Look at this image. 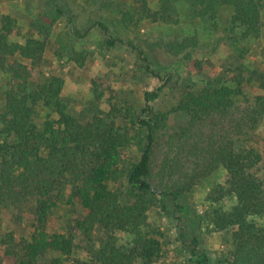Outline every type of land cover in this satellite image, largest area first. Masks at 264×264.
Masks as SVG:
<instances>
[{
	"label": "trees",
	"instance_id": "1",
	"mask_svg": "<svg viewBox=\"0 0 264 264\" xmlns=\"http://www.w3.org/2000/svg\"><path fill=\"white\" fill-rule=\"evenodd\" d=\"M154 3L155 9L151 7ZM178 3L186 6L189 21L215 22L221 8L230 9V25L223 39L238 61L248 57L251 42L262 36L264 0H131L128 8H114L106 0H88L87 5L114 9L120 17L118 25L127 30L143 21L178 26ZM64 19L67 38L88 37L90 29L79 28L61 0H46L42 13L30 22L33 36L23 43L11 42L19 35L16 20L3 15L0 21V59L18 56L32 63L14 61L3 70L16 85L5 92L4 105L0 106V204L9 207L36 202L30 234L19 241L21 255L15 264H156L164 254L163 234L147 223L148 212L156 207L176 221L181 241L189 225L200 230L205 223L215 232L232 231L231 246L222 264H264V179L260 178L264 168H259L264 158L256 148L239 140L244 131L250 133L264 119V78L253 106L235 104L234 98L245 96V92L240 80L234 78V88L220 81L208 82L196 91L188 88L169 113L153 107L161 97V87L144 92L139 111L130 105L121 106L111 97L104 116L96 115L82 123L69 114L62 100V77L50 76L40 87H30L33 65L44 55L54 27ZM97 25L104 32V48L128 49L136 57L141 75L161 80V72L179 63H190L198 73L205 66L212 67L210 62L195 58L201 51L197 36L167 43L123 40L111 34L104 23ZM69 46V42L60 45L55 56L62 57ZM71 61L83 68L86 54L75 52ZM102 99L103 94H97L96 100ZM39 106L52 110L56 119L37 126ZM171 113L189 118L188 128L175 139L182 143L180 153H185L182 156L178 147L170 146L173 155L164 156L154 172L156 143ZM219 123L232 124L233 129L223 127L217 134ZM131 149L137 156L133 162L127 156ZM219 169L225 172V182L213 190L209 198L212 206L200 215L185 204V199ZM121 180L135 192L127 206L120 205L108 187L110 182ZM67 188L86 211L85 219L77 221L75 227L89 245L90 262L73 260L72 234L45 230L63 203ZM225 200L233 202L230 208L217 206ZM99 232L104 238L97 236ZM119 235L130 237V242L119 244ZM14 244L11 236L2 247ZM197 246L198 239L193 236L188 263L212 264V258L199 252Z\"/></svg>",
	"mask_w": 264,
	"mask_h": 264
},
{
	"label": "rangeland",
	"instance_id": "2",
	"mask_svg": "<svg viewBox=\"0 0 264 264\" xmlns=\"http://www.w3.org/2000/svg\"><path fill=\"white\" fill-rule=\"evenodd\" d=\"M114 8L130 7L131 0H106ZM46 0H16L9 2L0 0V21L3 15L16 20L19 35L11 39V42L23 43L33 36L29 28L30 22L37 18L45 7ZM88 0H61V5L67 13L74 18L79 28L90 29L88 37L84 40L67 38V20L60 21L53 29L47 43L44 55L33 65L35 75L30 85L38 88L45 84L50 76H60L65 80V88L62 100L68 106L69 114L77 117L82 123L90 121L94 116H104L109 105L107 99L113 97L121 106L130 105L137 111L143 107V94L162 88L160 99L153 104L157 111L169 113L175 107L188 88L196 91L204 87L208 82L220 81L229 87H236L234 78H238L245 96L234 98L236 105L243 107L253 106L258 96V85L264 78V37L251 42V52L244 61H238L232 54L229 46L224 41L226 29L230 25L232 11L221 8L215 22L189 21L186 17V6L177 4L180 15L178 26L152 24L143 21L139 25L125 30L118 25L119 16L114 11L103 10L99 7L87 5ZM156 8L155 3L151 5ZM264 14V9H263ZM98 22L104 23L111 34L123 40H161L165 43L173 39H181L187 36H197L201 51L195 58L204 62H210L211 68L205 66L198 73L190 63H179L161 72V80L151 75H141L137 70L136 57L126 48L106 50L103 46L104 32ZM264 32V29L263 31ZM61 41V42H60ZM70 46L64 51L62 57L55 56L60 45L66 43ZM75 52L86 54L83 68H78L72 58ZM14 61L32 65L30 61L22 60L18 56L14 58L0 59V106L4 105V94L16 83L6 74L4 67ZM103 94L102 101H97V94ZM56 119L55 113L43 106L36 108L35 123L40 126L47 120ZM120 126L124 125L118 120ZM189 126V118L182 113H171L166 127L160 132L156 143L153 169L157 172L159 165L169 153L170 146L182 145L175 140ZM216 133H221L224 127L228 129L229 123H219ZM232 129L233 126L231 124ZM248 130H246L247 132ZM214 133V131H212ZM239 137L243 145L256 148L264 158V119L250 133ZM133 134V133H132ZM236 140V138H233ZM192 141L187 142L189 144ZM180 144V145H179ZM184 151L180 153L184 156ZM127 156L133 162L137 156L135 149L128 151ZM190 156V155H189ZM188 158L191 159V156ZM264 164L259 166L263 169ZM261 179L264 176L260 175ZM225 182V172L219 169L205 179L195 191L185 199V204L200 215L210 209L212 203L210 196L218 185ZM109 189L115 193L118 202L122 206L130 205L133 196L132 188L125 180L116 183L110 182ZM63 203L57 208L49 219L45 230L50 233L72 234L75 237L74 261H91L89 245L83 235L75 227L77 221H83L86 211L81 207L77 198L72 196L71 189L64 191ZM232 201H223L219 207L230 208ZM216 207V205L213 204ZM36 202L11 205L9 207L0 204V264H15L21 255L19 241L28 238L35 215ZM147 223L163 234L161 242L164 243L163 258L156 264H189L190 240L193 236L198 239L199 252L208 254L212 258V264H222L224 256L231 246L232 231L215 232L205 223L200 230L189 225L184 229L185 238L179 239L180 227L171 217L166 215L161 208H152L148 212ZM13 236L15 244L10 247H2V242ZM99 238L104 234L99 232ZM119 244H128L130 237L119 235ZM57 257V255H56Z\"/></svg>",
	"mask_w": 264,
	"mask_h": 264
},
{
	"label": "crops",
	"instance_id": "3",
	"mask_svg": "<svg viewBox=\"0 0 264 264\" xmlns=\"http://www.w3.org/2000/svg\"><path fill=\"white\" fill-rule=\"evenodd\" d=\"M262 37H264V32H262Z\"/></svg>",
	"mask_w": 264,
	"mask_h": 264
}]
</instances>
